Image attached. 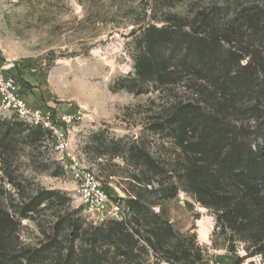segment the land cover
<instances>
[{"label":"rangeland","instance_id":"1","mask_svg":"<svg viewBox=\"0 0 264 264\" xmlns=\"http://www.w3.org/2000/svg\"><path fill=\"white\" fill-rule=\"evenodd\" d=\"M213 1L218 0H0V69L29 102L81 116L71 148L102 181L110 209L119 203L125 218L132 175L146 171L128 162L134 143L163 171H183L186 163L172 132L162 127L177 91L136 95L112 87L120 78L135 76L136 37L144 28L161 27L175 14L193 17ZM249 115L244 120L239 114L236 125L246 141L257 145L263 120H247ZM0 121L16 131L14 145L0 156V264H88L85 231L112 219L87 213L47 133L11 112L0 110ZM32 132L39 133L38 142L30 139ZM162 206L185 247L199 250L208 264H233L229 236L222 234L213 210L183 188ZM7 213L15 218L7 219ZM248 246L238 244L240 257L255 251L247 252ZM242 264H264V257Z\"/></svg>","mask_w":264,"mask_h":264},{"label":"trees","instance_id":"2","mask_svg":"<svg viewBox=\"0 0 264 264\" xmlns=\"http://www.w3.org/2000/svg\"><path fill=\"white\" fill-rule=\"evenodd\" d=\"M192 16L175 14L161 27L144 28L136 37L135 76L112 87L136 95L177 91L162 127L186 155L185 168L163 171L135 143L131 161L118 155L146 171L132 175L127 218L85 231L88 264H208L199 250L182 244L166 218L163 202L181 188L213 210L222 234L229 236L233 264L264 257V133L256 145L236 125L246 113L247 120L264 124V0L213 1ZM4 126L0 121V156L16 137L12 126ZM30 139L38 142L39 133ZM239 243L255 251L240 257Z\"/></svg>","mask_w":264,"mask_h":264},{"label":"built area","instance_id":"3","mask_svg":"<svg viewBox=\"0 0 264 264\" xmlns=\"http://www.w3.org/2000/svg\"><path fill=\"white\" fill-rule=\"evenodd\" d=\"M0 110L11 112L34 128L49 135L50 142L64 160L67 174L75 182L85 210L91 215H105L106 219L124 220L126 210L119 203L110 209V197L102 181L94 172L84 167L78 155L71 148L70 137L81 120L80 115L66 114L58 110L35 105L22 95L19 84L0 69ZM119 196V194H118Z\"/></svg>","mask_w":264,"mask_h":264},{"label":"bare ground","instance_id":"4","mask_svg":"<svg viewBox=\"0 0 264 264\" xmlns=\"http://www.w3.org/2000/svg\"><path fill=\"white\" fill-rule=\"evenodd\" d=\"M200 233H201V236H202L203 239L206 240L208 238V235H209L208 234V230L203 224L201 226Z\"/></svg>","mask_w":264,"mask_h":264}]
</instances>
